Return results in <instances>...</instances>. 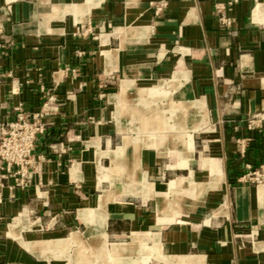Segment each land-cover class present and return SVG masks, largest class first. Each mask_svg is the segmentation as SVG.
Returning <instances> with one entry per match:
<instances>
[{"label":"crops","instance_id":"1","mask_svg":"<svg viewBox=\"0 0 264 264\" xmlns=\"http://www.w3.org/2000/svg\"><path fill=\"white\" fill-rule=\"evenodd\" d=\"M40 113L0 264H264V0H0V117ZM254 121L249 128L248 123Z\"/></svg>","mask_w":264,"mask_h":264},{"label":"built area","instance_id":"2","mask_svg":"<svg viewBox=\"0 0 264 264\" xmlns=\"http://www.w3.org/2000/svg\"><path fill=\"white\" fill-rule=\"evenodd\" d=\"M13 119L4 120L0 117V202L3 198L5 181L12 179L14 187L27 189L39 170L43 155L37 154L36 145L46 134L45 118L49 107L45 105L40 113L29 112L26 105L18 104L13 108ZM264 120V119H263ZM249 128L254 121L248 123ZM259 169L246 166L245 174L238 179L241 184H260L263 175Z\"/></svg>","mask_w":264,"mask_h":264}]
</instances>
